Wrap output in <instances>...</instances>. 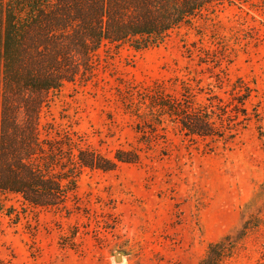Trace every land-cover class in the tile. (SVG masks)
I'll list each match as a JSON object with an SVG mask.
<instances>
[{"label": "rangeland", "instance_id": "rangeland-1", "mask_svg": "<svg viewBox=\"0 0 264 264\" xmlns=\"http://www.w3.org/2000/svg\"><path fill=\"white\" fill-rule=\"evenodd\" d=\"M94 62L49 92L40 137L137 159L83 168L63 206L1 196L0 264H197L247 219L223 264H264V192L244 208L264 180V3L209 5L157 45L105 42ZM159 93L207 111L218 135H186L151 109Z\"/></svg>", "mask_w": 264, "mask_h": 264}, {"label": "trees", "instance_id": "trees-1", "mask_svg": "<svg viewBox=\"0 0 264 264\" xmlns=\"http://www.w3.org/2000/svg\"><path fill=\"white\" fill-rule=\"evenodd\" d=\"M264 0H0V210L1 196L20 195L39 206H63L75 192L83 168L112 169L134 162L132 151L112 158L79 146L66 131L42 139L38 119L49 92L94 73L101 44L144 49L160 43L170 30L191 24L212 4ZM157 108L178 119L186 135L215 136L209 114L180 102L150 97ZM161 102V103H159ZM168 110V111H166ZM158 120V119H156ZM264 192L245 203L249 210ZM257 196V197H256ZM249 219L209 242L197 264H223L246 232Z\"/></svg>", "mask_w": 264, "mask_h": 264}, {"label": "water", "instance_id": "water-1", "mask_svg": "<svg viewBox=\"0 0 264 264\" xmlns=\"http://www.w3.org/2000/svg\"><path fill=\"white\" fill-rule=\"evenodd\" d=\"M115 260H116V261L121 260V255H119V257H117V255H116V256H115Z\"/></svg>", "mask_w": 264, "mask_h": 264}, {"label": "clouds", "instance_id": "clouds-1", "mask_svg": "<svg viewBox=\"0 0 264 264\" xmlns=\"http://www.w3.org/2000/svg\"><path fill=\"white\" fill-rule=\"evenodd\" d=\"M116 255H117V257H119V255H120V254H119V253H117Z\"/></svg>", "mask_w": 264, "mask_h": 264}]
</instances>
